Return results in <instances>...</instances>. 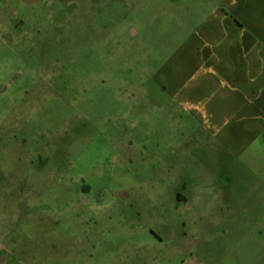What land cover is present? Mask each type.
Here are the masks:
<instances>
[{
    "label": "rangeland",
    "instance_id": "rangeland-1",
    "mask_svg": "<svg viewBox=\"0 0 264 264\" xmlns=\"http://www.w3.org/2000/svg\"><path fill=\"white\" fill-rule=\"evenodd\" d=\"M230 0H0V264H264V126L174 93Z\"/></svg>",
    "mask_w": 264,
    "mask_h": 264
},
{
    "label": "crops",
    "instance_id": "crops-1",
    "mask_svg": "<svg viewBox=\"0 0 264 264\" xmlns=\"http://www.w3.org/2000/svg\"><path fill=\"white\" fill-rule=\"evenodd\" d=\"M199 67L173 95L209 136L264 126V0H230L196 27Z\"/></svg>",
    "mask_w": 264,
    "mask_h": 264
}]
</instances>
